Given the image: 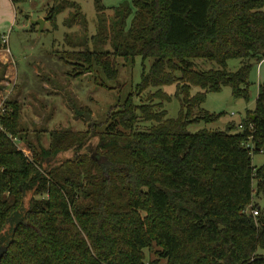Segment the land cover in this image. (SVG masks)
Returning a JSON list of instances; mask_svg holds the SVG:
<instances>
[{"label":"trees","instance_id":"16d2710c","mask_svg":"<svg viewBox=\"0 0 264 264\" xmlns=\"http://www.w3.org/2000/svg\"><path fill=\"white\" fill-rule=\"evenodd\" d=\"M95 3L98 13L108 8ZM63 9L55 4L47 19L54 23ZM115 9L108 26L100 15L102 29L93 36L98 44L110 39L114 51H73L72 61L85 71L98 65L114 79L117 57L151 59L137 85L147 97L137 102L131 92L104 126L53 130L48 146L28 139L20 102L5 103L0 245L8 251L0 264H147L146 249L157 254L149 264H264L257 253L264 212H247L255 208V181L264 194V164H253L264 151V82L242 129L189 130L218 119L194 112L207 92L230 86L235 97L250 98L251 73L264 59V0H132ZM2 41L0 33V48ZM200 59L217 66L203 68ZM231 59L240 60L236 70ZM169 84L181 101L175 118L165 106L171 98L162 87ZM67 151L73 157L59 161Z\"/></svg>","mask_w":264,"mask_h":264},{"label":"rangeland","instance_id":"374dc122","mask_svg":"<svg viewBox=\"0 0 264 264\" xmlns=\"http://www.w3.org/2000/svg\"><path fill=\"white\" fill-rule=\"evenodd\" d=\"M124 2L131 4L132 0H103L108 8L102 14L98 13L95 0H0V33L3 39L0 48V114L4 112L6 102L19 101L22 128L27 130L28 139L34 144L41 140L48 146L53 130L80 132L88 130L92 124L104 126L109 111L115 106L120 107L131 92H134L137 102L146 99L148 89L140 92L137 85L149 69L151 59L137 56L135 60H126L119 56L115 62L118 77L111 79L98 65L91 71H85L87 66L74 63L70 55V52L87 49L113 52L110 39L105 42L100 39L101 44H98L93 36L102 29L100 15L105 17L106 26L110 25L116 20L115 8ZM55 4L64 6V9L53 23L47 17ZM40 18L46 22L42 30L39 24L33 23ZM198 61L203 68L217 66L214 62L205 63L203 59ZM239 65V59L229 61L231 70H236ZM254 72L250 76L248 100L235 97L230 86L221 91L207 92L206 101L194 112L209 111L218 115V119L209 123L204 120L192 123L189 130L195 132L204 127L227 130L231 123L240 130V123L256 107L258 85ZM162 88L171 98L165 102L168 115L175 118L181 109V101L176 96L177 85L169 84ZM200 90L193 87L192 93ZM86 114L90 118H86ZM149 126L150 123L141 124L143 129ZM16 144L26 154H31L24 138L17 137ZM71 157L73 151H67L58 160ZM253 164L258 167L264 164V152L253 155ZM256 191L255 181L252 204L258 206L261 213L264 212V194ZM32 194L29 192L28 198ZM35 196L41 198L45 195ZM247 212H250V207ZM257 253L264 255V247H260ZM146 254L147 264L157 258L155 249H146Z\"/></svg>","mask_w":264,"mask_h":264},{"label":"crops","instance_id":"0c3cea01","mask_svg":"<svg viewBox=\"0 0 264 264\" xmlns=\"http://www.w3.org/2000/svg\"><path fill=\"white\" fill-rule=\"evenodd\" d=\"M105 6H107V5H105ZM255 67H256V70H255ZM255 67H254V69H253L251 74H253V72L255 70L254 73H256V79H257L256 82H257V85H258L257 86V96H258L259 85L264 82V59L259 64H257ZM240 128L242 129L241 126H240Z\"/></svg>","mask_w":264,"mask_h":264},{"label":"water","instance_id":"95a60500","mask_svg":"<svg viewBox=\"0 0 264 264\" xmlns=\"http://www.w3.org/2000/svg\"><path fill=\"white\" fill-rule=\"evenodd\" d=\"M33 23H34V24H39V25H40V28H41V30H42L43 27H44V25H45V20L42 19V18H40V19H38V20H35ZM254 116H255V115H253V117H254ZM86 118H90V115H89V114H86ZM7 251H8V245H6V244H1V245H0V263H1V261H2V259H3V257H4V255L7 253Z\"/></svg>","mask_w":264,"mask_h":264},{"label":"built area","instance_id":"2783aa9c","mask_svg":"<svg viewBox=\"0 0 264 264\" xmlns=\"http://www.w3.org/2000/svg\"><path fill=\"white\" fill-rule=\"evenodd\" d=\"M4 41H7L6 38H4ZM251 127H253V126L251 125ZM248 145H251L252 147H254V145L251 144V143H248ZM261 152H264V151L262 150ZM250 211H251V213H253L255 216H257V215H259L260 208H259V207L251 208Z\"/></svg>","mask_w":264,"mask_h":264}]
</instances>
